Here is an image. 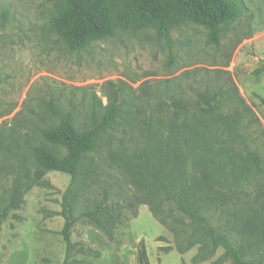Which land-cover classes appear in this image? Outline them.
<instances>
[{"label": "rangeland", "instance_id": "rangeland-1", "mask_svg": "<svg viewBox=\"0 0 264 264\" xmlns=\"http://www.w3.org/2000/svg\"><path fill=\"white\" fill-rule=\"evenodd\" d=\"M125 2L104 0L112 35L88 29L84 47L73 49L69 37L50 27L52 15L69 0H0V201L9 209L0 222V264H64L63 202L73 179L39 164L26 140L37 139L33 120L52 121L42 99L56 94L67 105L74 98L78 124H84L93 94L109 103L110 81L123 88L124 113L73 189L79 196L76 217L107 190L119 217H107L109 230L102 217H79L71 264H139L143 246L149 264H233L166 200L158 172L210 194L219 205L217 216L226 212L228 229L248 231L249 221L264 228L257 216L264 210L257 198L262 178L226 157L244 155L243 144L201 109L211 98L220 111L240 112L247 144L264 161V0L222 1L238 4L242 14L219 46L207 42V28L190 21L172 30L171 43L159 40L154 28L127 29ZM174 100L186 107L174 108ZM148 117L154 118L151 127ZM211 179L216 190L206 182ZM16 184L18 207L12 206Z\"/></svg>", "mask_w": 264, "mask_h": 264}, {"label": "trees", "instance_id": "trees-1", "mask_svg": "<svg viewBox=\"0 0 264 264\" xmlns=\"http://www.w3.org/2000/svg\"><path fill=\"white\" fill-rule=\"evenodd\" d=\"M223 0H126L125 18L126 27L131 30L144 28H154L157 38L172 42L171 32L186 21L203 25L208 30L207 42L219 46L224 33L232 30L236 20L242 14V8L238 4L230 2L224 5ZM104 0H69V3L62 9L56 11L50 19V27L66 35L70 39V46L73 49H81L85 45L87 30H94L99 37L113 34L109 27L108 17L104 8ZM109 91V103L104 106L97 94H93L87 109L88 120L84 124H78L77 116L80 114L75 99L70 98L67 105L63 104L61 98L53 94L49 100H41V105L46 110L51 123L40 120H33L37 139L30 137L26 140L28 147L34 152L37 160L48 169L56 170L71 175L73 182L64 195L63 215L66 220L63 235L67 243V256L64 264H71L70 257L74 249L72 242L73 228L81 216H86L92 220L100 217L103 219V226L108 230L111 220L116 219L119 214L116 212L119 205L108 203L109 193L105 191L104 199L96 202L94 206L89 205L81 216H75V210L79 196L73 187L77 179L83 175V166L92 154L99 153L106 147V138H111L110 134L115 129L124 113L125 97L123 88L119 83L110 81L107 84ZM186 105L182 100H174V108L182 109ZM206 114L215 116V119L226 128L234 138L243 144L244 155L226 156L231 161H240L248 168L252 169L262 178L263 188L257 192V198L264 206V161L262 156L247 144L246 137L242 132V115L238 111L223 112L211 98H205L203 107ZM34 115L36 112H33ZM154 118L148 117L145 124L152 126ZM151 121V123L149 122ZM162 118H158L159 125ZM175 123L174 118L170 119ZM30 122V121H29ZM31 124V123H30ZM29 124V125H30ZM29 127V126H28ZM40 136L43 140L40 146ZM173 135L169 133L168 140L172 141ZM164 168L160 171L164 174ZM160 174V172H158ZM156 174L159 189L166 195V200L171 202L181 213L188 224L203 231L205 236L211 240L212 244L221 247L225 251V256L231 259L233 264H264V228H252V221L248 222L250 230L242 232L237 226L230 225L226 212L221 210V216H217L219 205L210 194L202 196L191 186L181 187L175 182L167 180ZM39 180V178L37 177ZM234 180L231 185L234 186ZM208 186L216 190V182L211 179L206 181ZM12 206L18 207L21 193L19 185L13 187ZM0 201V222L9 217V209L1 207ZM260 218L264 219V210L257 211ZM162 223L166 220L156 213ZM106 218V219H104ZM176 216H172L173 223H178ZM175 219V220H174ZM215 219L218 224L215 223ZM221 220L226 223L222 225ZM264 224V223H263ZM171 228H173L171 226ZM139 264H149L145 246L139 253Z\"/></svg>", "mask_w": 264, "mask_h": 264}]
</instances>
